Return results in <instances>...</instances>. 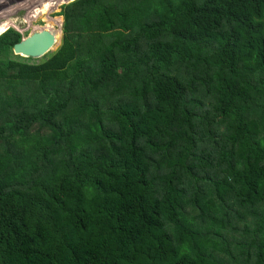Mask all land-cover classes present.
Masks as SVG:
<instances>
[{
	"label": "trees",
	"instance_id": "1",
	"mask_svg": "<svg viewBox=\"0 0 264 264\" xmlns=\"http://www.w3.org/2000/svg\"><path fill=\"white\" fill-rule=\"evenodd\" d=\"M57 16L0 31V264H264V0Z\"/></svg>",
	"mask_w": 264,
	"mask_h": 264
},
{
	"label": "rangeland",
	"instance_id": "2",
	"mask_svg": "<svg viewBox=\"0 0 264 264\" xmlns=\"http://www.w3.org/2000/svg\"><path fill=\"white\" fill-rule=\"evenodd\" d=\"M39 1L42 0H0V31H3L4 29H1L4 27H6L5 30L11 28L16 30L21 38L26 37L44 26V22L41 20L43 17H54L56 23L60 22L57 13L61 11L63 5L73 0H51L52 5L50 7L52 10L47 15L38 11L43 8V3L38 5ZM62 22L63 18L61 17L60 24ZM58 28L57 26L53 27L55 32L58 31Z\"/></svg>",
	"mask_w": 264,
	"mask_h": 264
},
{
	"label": "water",
	"instance_id": "3",
	"mask_svg": "<svg viewBox=\"0 0 264 264\" xmlns=\"http://www.w3.org/2000/svg\"><path fill=\"white\" fill-rule=\"evenodd\" d=\"M61 26L62 24H60L58 28L59 41H58V44L56 45L57 47H55V49H53V51H51V53L45 59L50 57L60 45L61 34H62ZM54 44H55V31L53 29L48 30V31L41 30V31H35L29 34L28 36L21 38L20 41L15 43L10 49L15 54H20L24 57L38 58L50 52V50L54 47ZM2 57L7 58V59H12L10 57H7L5 53L3 54ZM42 61H33L31 62V64L40 63ZM24 63H27V62H24Z\"/></svg>",
	"mask_w": 264,
	"mask_h": 264
},
{
	"label": "bare ground",
	"instance_id": "4",
	"mask_svg": "<svg viewBox=\"0 0 264 264\" xmlns=\"http://www.w3.org/2000/svg\"><path fill=\"white\" fill-rule=\"evenodd\" d=\"M56 40H57V39H56ZM56 43H57V41H56ZM56 43H55V44H56ZM55 44H54V45H55ZM46 54H47V53H46ZM19 55H20V54H19ZM21 56H22V55H21Z\"/></svg>",
	"mask_w": 264,
	"mask_h": 264
}]
</instances>
